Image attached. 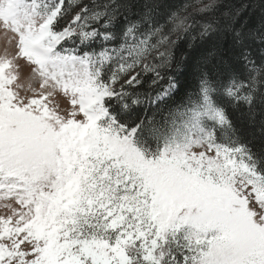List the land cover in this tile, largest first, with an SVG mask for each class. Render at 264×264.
<instances>
[{
    "label": "snow or ice",
    "instance_id": "6c2138e0",
    "mask_svg": "<svg viewBox=\"0 0 264 264\" xmlns=\"http://www.w3.org/2000/svg\"><path fill=\"white\" fill-rule=\"evenodd\" d=\"M0 264H264V0H0Z\"/></svg>",
    "mask_w": 264,
    "mask_h": 264
},
{
    "label": "trees",
    "instance_id": "16d2710c",
    "mask_svg": "<svg viewBox=\"0 0 264 264\" xmlns=\"http://www.w3.org/2000/svg\"><path fill=\"white\" fill-rule=\"evenodd\" d=\"M177 6L182 2V0H172ZM204 49L202 48H193L189 50L186 44H181L177 55L180 53H186L188 56V68L180 69L177 75V79L180 81V90L176 94V99L180 100L186 91L190 90L195 86V79L191 72V66L196 62L200 55L203 54Z\"/></svg>",
    "mask_w": 264,
    "mask_h": 264
}]
</instances>
